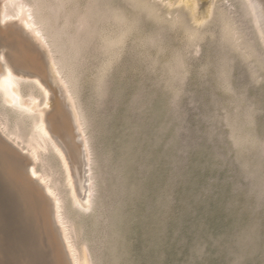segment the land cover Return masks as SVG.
Returning a JSON list of instances; mask_svg holds the SVG:
<instances>
[{"label": "rangeland", "instance_id": "374dc122", "mask_svg": "<svg viewBox=\"0 0 264 264\" xmlns=\"http://www.w3.org/2000/svg\"><path fill=\"white\" fill-rule=\"evenodd\" d=\"M25 1L35 6V11H41H36L35 16L45 23L43 29L54 34L63 29L61 35L50 32L53 36L49 39L53 38L50 40L54 43L64 38L63 33L79 43L81 36L91 30L89 23L95 24L92 18L90 21L83 18L88 15V0ZM108 1L115 10L126 9L125 15L131 17L127 21H131L129 25L133 28L124 47H119L115 55L118 58L111 59V64L115 61L110 64L106 80L111 81L106 83L109 87L106 86L107 92L103 95L96 87L101 66L106 61L104 56L100 50H95L96 45L94 49L90 45L92 49L85 51L82 61L81 104L91 117L86 119L89 124L85 126L95 167L93 207L78 213L70 204L69 188H63L67 186L62 177L64 172L62 167H59L61 172L55 167L59 160L53 162L57 158L53 152L49 153L53 158H48L47 152L44 160L48 163L52 159L56 173L45 161L38 166L48 168L51 176L54 175L52 179L60 184L57 186L63 201L68 200L63 210L66 209L73 223V240L77 238L80 242L81 239L80 244L74 241L82 251L88 252L92 264H264V192L259 195L264 185V149L261 153L238 154L241 151L239 136L251 133L254 138L264 140V40L256 30L253 16L246 13L241 0H220L216 17L203 28L202 40L188 44L183 25L170 23L174 16L178 17L177 13L167 14L164 7L160 10V17L166 14L165 19H173L167 24L157 15L148 16L146 11L139 16L141 8L129 0ZM223 11L226 12L224 17ZM142 15V20L138 19ZM230 20L236 25L230 24ZM13 22L0 24V28L19 29L18 19ZM105 22L99 25L101 31L109 34L118 30L117 24ZM227 22L236 27L231 38L227 37ZM85 25L90 28L84 29ZM157 31L158 43L148 45L142 41ZM20 34L38 53L52 78L48 47L21 30ZM66 37L60 40L63 45L56 42L66 51L71 48V52L78 44L65 41ZM250 44L254 45L255 55L248 51ZM180 51L185 61V69L181 71L183 79H173V75L169 76L171 71L167 74L169 66H164L174 64L173 55L177 52L180 55ZM58 53L55 55L61 57L62 53ZM10 107L0 103V110L8 112L13 124L16 109ZM27 130L22 131L28 134ZM0 139L5 145L4 155L24 169L16 181L5 182L6 186L10 184L5 193L32 190L40 194L37 200L48 202L47 211L55 236L54 248L42 242L38 250L30 248L32 243L23 238L25 230L18 213H12L10 218L0 206V238L4 239H0V261L4 264H68L50 198L26 173L29 171L24 159L26 154ZM250 171L257 173L252 176ZM13 184L15 188L10 187ZM10 195V199H5L12 200L8 203L13 204L15 198L11 199ZM5 199L0 202L3 204ZM250 224L257 225L262 240L249 249L250 256L238 260L245 247L234 243H240Z\"/></svg>", "mask_w": 264, "mask_h": 264}, {"label": "bare ground", "instance_id": "6f19581e", "mask_svg": "<svg viewBox=\"0 0 264 264\" xmlns=\"http://www.w3.org/2000/svg\"><path fill=\"white\" fill-rule=\"evenodd\" d=\"M129 1L134 3L136 5L135 7L141 8V10L138 11L139 16H141L142 11L144 12L146 11L147 13L145 12V14H148V16L151 15L152 17L153 15L154 16L157 15V18L158 17L163 18L160 21L164 20L167 22V24L168 22L174 19L172 22H170L172 26H174L176 23L182 24L185 30L183 31L186 37V42L188 44L190 43L195 44L198 41L202 40V38L204 37L203 28L206 25L208 26L210 21L216 17V13L218 12L217 5L220 0H155L156 2L154 1L150 2V0H129ZM241 1L246 6L245 8L246 13L253 16L256 23L255 25L257 27L256 30L260 33L261 39L264 40V35H263L264 34L263 32L264 31V0H241ZM41 2L44 3L43 5H45V2L43 1ZM88 2H89V6L87 9H89L88 15L90 18H88V15L87 17H83L82 15H80V17L82 16L85 21H87L86 18L88 20L92 18L91 22L95 20V24L91 25L89 22H87V24L89 23L90 27L92 26L91 30L89 29L90 27L87 26L89 31L85 33L84 30L83 34L85 33L86 35L84 34L83 36H81V41H79V43L78 40L77 43L75 42V40L74 41L69 40L73 37L69 38L67 36L68 37L67 39L66 37L67 33H63L65 34L63 35L64 38L66 37L65 41L69 40L71 41V44L72 42H74L76 45L78 44L76 48L74 47L75 50L74 48H72L73 51L70 52L71 48L69 49V51L68 50L66 51L65 48H63V46L59 45V43L61 44L60 40L64 38H60V40H58L54 36L55 37L54 39H56L57 42L59 41V43H57L56 40L55 43L51 41L53 38H50L51 40L49 39V37L52 34L56 35L58 32L56 31L57 33L55 32L54 34L51 31H48L47 29H43L45 28L46 25L45 23H43L42 19H37L38 17L35 16L36 13L38 12L37 11L38 9H36L37 11L36 12L35 9L33 8L35 6H32L31 4H29V2L25 0H0V24L6 25L9 22L11 21L13 22V20L18 19L17 28H19V29L0 28V103L4 107L8 105L11 106L13 109L14 108L16 109L14 115H12L13 124L10 123L11 117L9 118L10 115H8V112L7 111L2 112L0 110V131L9 141L19 146L21 150L23 149L22 150L23 153L26 154L24 159H26V161L28 162L27 166L29 169V171L28 172L26 171V173L29 174L31 180L37 181L42 186L43 190H45L43 191L45 192L44 194L48 196V198H50L54 213V217H53L54 223H56V226L59 230L62 239L61 244L66 252L68 264H92V263L91 260H89L88 258L87 255L88 252L86 253L85 251H82L80 249V246L78 247V245L74 241L77 238L73 240L74 237L73 234L74 228L72 227L73 223L71 224V220L66 214V209L65 212L63 210L68 203L66 204L65 200L67 199H65V197H64L65 200L63 201V195H61L62 194L60 192L61 190L60 188H58L59 186H57L59 183L56 184V182L53 180L54 175L51 176V173H49L48 170H46L48 168H42L40 166L42 169H39L38 166L45 161L44 159L47 152L48 154L50 153V151L51 153L53 152L55 157L58 158V159L57 158L53 159L54 160L53 162H56L55 160H59L61 165L58 166L59 163L58 162L56 163L57 166L55 167H58V169L59 167H62L63 170L62 173L64 172L62 177L63 179L65 177V181H66L65 184L67 186L65 187L63 184L64 186L63 188H69L70 204L76 209L78 213L86 212L93 207L94 202L96 200L95 173H94L95 167H94V159L92 156L91 145L89 141L90 138L87 137V133H86L87 130L85 126L89 124L86 123V119H89L88 117H90V115L87 111L88 109L85 111H87V114L89 116L86 115L83 109L84 107H82L81 104L82 98L80 95L81 93L80 77L82 76L81 75V71H82L81 67L83 63L82 61L84 60L85 51L87 49L91 50L94 45L97 46V48L94 46L95 50L96 51L100 50V53H102V55L104 56V59L106 61L105 63H103V66H101L103 68L100 69L102 70V73H100L101 74L99 75L100 78H98L99 86L96 87L98 88V92L101 95H103L104 93L107 92L106 88L109 87L106 83L107 82L110 83L111 81L109 79L108 81H106L107 76L109 74L108 72H110L109 67L115 61L114 60L111 64V59L116 54H118L117 51H119V47L125 44V40L127 39L128 34L131 32L129 30L130 29L132 30L133 28L132 27L133 25L132 26L129 25L131 21L130 22L127 21L128 17L129 18L131 17L129 15L128 17L125 15L126 9L120 8L118 10H115V8H113L114 6L110 4L108 0H90V1L88 0ZM36 4L38 5L39 3ZM163 7L167 11V14L177 13L178 17L176 18V16H174L175 18L171 19L170 21L165 19L166 14L160 17L162 15L160 13V10L162 11ZM40 9L42 8L39 7V10ZM225 13H226L225 11L221 12V14H224L223 17L225 16ZM83 15H86V13H84ZM143 15L138 19L142 20V18L144 17ZM223 17L221 18L223 19ZM230 17L232 16L230 15ZM234 18L236 19V17ZM226 20L228 19L226 18ZM105 21L107 23L113 22L114 24H117V27L119 26L118 30L110 32L109 34L105 33L104 30L101 31V27H100L102 25L101 22H105ZM228 22H230V24L233 25L236 23V22L231 23V20ZM228 22L225 28L227 30V37L231 38L233 36L234 28L236 29V27H234L233 25L231 26ZM131 24H135V23H131ZM84 27H85L84 29H87L86 25ZM180 27L182 28V26ZM103 28L104 27H102V29ZM20 30L21 32L23 31L24 33L29 34L30 37L39 40L41 44H45L48 47L47 54L50 62V69H51L50 73L52 75V78L49 76L47 72L46 65L41 63L38 53H36L35 50L32 48V46L29 43H27L26 39L23 36H21ZM61 30L58 33L60 35L62 34ZM50 32L52 33L51 35ZM76 36H74V38ZM158 38H159V32L157 31L154 34L150 33V35L147 38L145 37V39H143L142 41H145V43H148V45L150 44L152 45L155 44V42L158 43V41H160L158 40ZM36 40L35 42H37ZM62 42L64 43L63 40ZM92 42L95 44L92 45ZM90 45L92 46V48L90 47ZM64 46H66V44H64ZM159 47L161 48V46ZM162 47H164V45ZM66 49H68V47H66ZM248 51L250 54L254 53L253 55L257 53L256 50L254 49L253 44L249 45ZM57 52L62 53L61 57L55 55L57 54ZM181 53L182 52L180 51V55L178 52L175 55H173L174 64H171L172 63L171 62L170 63L171 65L165 64L164 66V67L169 66L166 67L169 70L167 74H169L171 71L172 73L169 76L173 75L172 78L173 77L182 78L181 71H183L182 70V68H184L183 62L185 61H182V58L184 56L181 57L182 55ZM115 58L116 56L114 57V59ZM99 97L100 99H102V96ZM88 107L89 106H87V108ZM22 127H26L28 128V130L26 128L23 129ZM22 130H27L29 132H27L28 134H25L26 131H22ZM238 141L239 144H241V151L238 154H241L242 156H244L245 154L251 151H255V152L259 151L261 153L260 150L264 149V140H260V138L259 139L254 138L251 133H247L245 135L239 136ZM4 146L5 145L3 144V142H0V199L1 197H3L4 199L5 198L10 199L8 195L11 194L10 195L12 196L11 199L15 198L13 199V201L15 202H12L13 204H11L8 202L12 200L6 201L5 199L3 200L4 201L3 204L0 202L1 209L3 212L8 213L10 218H12L11 217L12 213L14 212L18 213L16 215L19 218V222L21 223L22 229L25 230L23 232L25 234L23 238H25L29 242L31 241L30 245L32 243V246H30V248H35L38 250L39 249L38 246L40 242L48 245V247L54 248L55 236L53 235L52 232L51 220H49V213L47 211L48 202L44 201L45 199H43V201L41 200L38 201L37 199L38 198L40 199L41 195L38 194L37 192H33L32 190L26 191L27 193H10V192L5 193L7 191L6 187L10 185L8 183L9 185L6 186L5 182H8L9 179L16 181L18 178H20V175L23 173L24 169L23 167L20 166V164L19 165L14 164L9 157H6L7 154L6 156L4 155L5 151L3 152L2 150V148H5ZM50 154L48 155V158L52 157ZM48 158L46 160H48ZM51 160L49 159L48 163L47 161H45V165L50 164V166H52L51 164L53 162H50ZM52 167L51 169L53 174ZM54 172L56 173V170ZM249 173L252 174L253 172L250 171ZM256 173L257 172L253 173L252 176H254V174ZM258 176L256 177L258 178ZM258 182L259 181H257V183ZM14 185L16 184H13V186L10 187H14ZM261 189L263 191L262 193H260L261 192L260 191L259 195L263 194L264 185L261 187ZM11 190L14 189L11 188ZM63 193L64 194L66 193L65 190ZM38 195H40V197H38ZM64 204L66 205L64 206ZM14 220H16L15 217ZM1 233L2 232L0 229V235ZM8 236H7V240L9 238ZM0 239L4 240L3 238ZM78 240H76L77 243L79 242ZM261 240L262 237L257 229V225L256 224L248 225L246 227V233L244 234L243 238L240 240V243L238 242L234 243L235 246L240 247V244H242V246L245 247L244 252L238 255L237 257L238 260L245 259L247 256H250L251 255L250 253L252 251L249 249L254 248V246L257 245ZM111 252H114V249H112ZM94 261L96 262V260ZM1 262L3 263V260L0 261V263Z\"/></svg>", "mask_w": 264, "mask_h": 264}, {"label": "water", "instance_id": "95a60500", "mask_svg": "<svg viewBox=\"0 0 264 264\" xmlns=\"http://www.w3.org/2000/svg\"><path fill=\"white\" fill-rule=\"evenodd\" d=\"M0 137L6 142L8 143L9 145L13 146L16 150H18L20 153L24 154L23 151L21 149H19L16 145H14L11 141H9L0 131Z\"/></svg>", "mask_w": 264, "mask_h": 264}]
</instances>
